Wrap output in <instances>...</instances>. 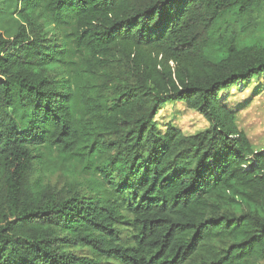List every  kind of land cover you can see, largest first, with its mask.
I'll return each instance as SVG.
<instances>
[{
    "label": "trees",
    "instance_id": "1",
    "mask_svg": "<svg viewBox=\"0 0 264 264\" xmlns=\"http://www.w3.org/2000/svg\"><path fill=\"white\" fill-rule=\"evenodd\" d=\"M13 1L17 32L0 34V264L263 258L264 147L223 94L264 78V40L238 32L264 0ZM169 102L208 127L161 132ZM44 149L95 159L109 195L60 197L33 177Z\"/></svg>",
    "mask_w": 264,
    "mask_h": 264
},
{
    "label": "rangeland",
    "instance_id": "2",
    "mask_svg": "<svg viewBox=\"0 0 264 264\" xmlns=\"http://www.w3.org/2000/svg\"><path fill=\"white\" fill-rule=\"evenodd\" d=\"M13 0H0V34L13 37L18 29L17 16L13 13ZM243 27L238 28L239 37L259 38L264 40V4L258 7L251 19H245ZM54 29L53 24L47 27ZM73 62L76 57L70 55ZM72 68H75L72 63ZM59 76L67 77L65 68H57ZM72 79V78H71ZM74 83V81L72 80ZM227 105L236 113L237 124L249 136L255 147H264V78L253 79L244 89L231 88L223 94ZM77 111L80 108L76 106ZM158 129L164 132L167 124H172L186 135L196 134L208 127L207 120L197 111L189 109L184 103L169 102L162 108L156 118ZM45 159L42 164L36 163L33 177H42L60 197L69 196L75 192L96 193L99 196H108L109 192L101 187V177L95 169V159L89 162L82 161L75 154L60 155L55 149H44ZM125 215L119 222V229L123 241L133 243V229L130 225V216ZM77 253L92 254L88 249L76 248ZM104 264H120L117 260H104ZM245 264V263H242ZM247 264H264L263 258L252 259Z\"/></svg>",
    "mask_w": 264,
    "mask_h": 264
}]
</instances>
